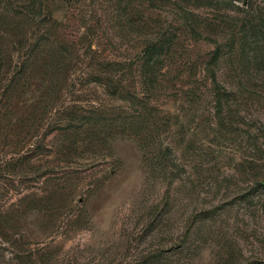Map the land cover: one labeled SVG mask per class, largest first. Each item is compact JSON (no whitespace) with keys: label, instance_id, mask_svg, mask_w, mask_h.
<instances>
[{"label":"rangeland","instance_id":"374dc122","mask_svg":"<svg viewBox=\"0 0 264 264\" xmlns=\"http://www.w3.org/2000/svg\"><path fill=\"white\" fill-rule=\"evenodd\" d=\"M256 263L264 0H0V264Z\"/></svg>","mask_w":264,"mask_h":264},{"label":"trees","instance_id":"16d2710c","mask_svg":"<svg viewBox=\"0 0 264 264\" xmlns=\"http://www.w3.org/2000/svg\"><path fill=\"white\" fill-rule=\"evenodd\" d=\"M217 101H220V98L217 99ZM162 216H163V215L160 216L159 222L162 221V219H163ZM256 264H264V263H256Z\"/></svg>","mask_w":264,"mask_h":264}]
</instances>
